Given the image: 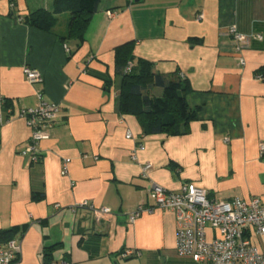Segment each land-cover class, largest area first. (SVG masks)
Masks as SVG:
<instances>
[{"label":"crops","instance_id":"1","mask_svg":"<svg viewBox=\"0 0 264 264\" xmlns=\"http://www.w3.org/2000/svg\"><path fill=\"white\" fill-rule=\"evenodd\" d=\"M38 10L57 17L52 32L22 21ZM231 26L263 36L242 50L244 65L225 34ZM68 31L69 12L53 0H0V230L28 225L13 235L18 264H205L177 254L176 214L155 206L147 188L179 192L190 182L218 199L264 200V0H101L82 43L63 41ZM128 42L135 62L189 83L198 110L186 133L145 134L138 115L120 110L116 48ZM40 88L60 109L34 161L20 111L38 104ZM85 200L112 214L97 222L72 209ZM141 202L153 209L131 222ZM259 244L264 252V235Z\"/></svg>","mask_w":264,"mask_h":264},{"label":"built area","instance_id":"2","mask_svg":"<svg viewBox=\"0 0 264 264\" xmlns=\"http://www.w3.org/2000/svg\"><path fill=\"white\" fill-rule=\"evenodd\" d=\"M108 14L112 15V12L108 11ZM203 17V13L198 16ZM225 34L233 39L234 52L239 54L241 65L245 64L242 50L252 40L263 39L261 34L242 33L236 26L228 28ZM131 67L129 63L126 70L129 71ZM24 74L33 85H41L44 81L40 71L35 68L26 66ZM37 97L39 102L36 106L20 111L32 128L31 140L25 152L30 153L34 161L39 160V143L50 137L60 109L57 103L45 98L42 88L37 91ZM127 137L131 138L132 134L128 133ZM260 151L264 153V144L260 145ZM70 161V158L63 161L62 174L68 173ZM151 167L150 163L143 165V176H149ZM147 195L155 206L176 214L178 232L175 249L179 256L190 257L197 263L205 264H264V252L259 244V238L264 235V200L259 196L249 200L239 197L218 199L211 197L206 189L190 182L185 183L179 192L153 183L147 188ZM81 208L89 209L97 222L107 220L112 214L110 207H97L88 200L72 207L74 211ZM152 209L151 205L141 202L131 212L130 221L134 222L143 212ZM19 252L17 238L0 244V264H18ZM133 254L137 252L125 251L121 257L128 258Z\"/></svg>","mask_w":264,"mask_h":264},{"label":"trees","instance_id":"3","mask_svg":"<svg viewBox=\"0 0 264 264\" xmlns=\"http://www.w3.org/2000/svg\"><path fill=\"white\" fill-rule=\"evenodd\" d=\"M57 9L69 12V31L66 39L75 38L80 43L85 39V32L90 24L91 16L99 9L101 0H53ZM28 25L52 32L57 17L44 10L27 15L22 19ZM131 43L116 48L117 74L120 76L118 92L119 108L123 113H135L144 126L145 134L167 133L180 135L187 131L191 121L196 118L197 107L188 101L189 83L180 75H163L153 71L152 63L132 59ZM121 63H123L121 65ZM132 67L126 70L128 64ZM159 87L162 94L151 95L150 89ZM42 197V194H39ZM34 197L38 198V194ZM28 225L15 226L10 230H0V241L8 242L13 235L22 233ZM54 247H48L46 257L51 259ZM49 264H53L50 263Z\"/></svg>","mask_w":264,"mask_h":264}]
</instances>
